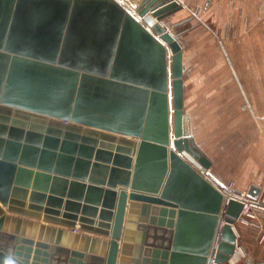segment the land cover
Here are the masks:
<instances>
[{"label":"water","instance_id":"95a60500","mask_svg":"<svg viewBox=\"0 0 264 264\" xmlns=\"http://www.w3.org/2000/svg\"><path fill=\"white\" fill-rule=\"evenodd\" d=\"M125 1L0 0V264H210L220 229L234 251L162 25L183 6Z\"/></svg>","mask_w":264,"mask_h":264},{"label":"crops","instance_id":"0c3cea01","mask_svg":"<svg viewBox=\"0 0 264 264\" xmlns=\"http://www.w3.org/2000/svg\"><path fill=\"white\" fill-rule=\"evenodd\" d=\"M177 1L183 8L162 25L182 48L191 137L220 183L264 201V0ZM236 227L246 253L238 264L263 260L264 217Z\"/></svg>","mask_w":264,"mask_h":264},{"label":"built area","instance_id":"2783aa9c","mask_svg":"<svg viewBox=\"0 0 264 264\" xmlns=\"http://www.w3.org/2000/svg\"><path fill=\"white\" fill-rule=\"evenodd\" d=\"M205 177L216 188L220 189L222 192L225 193V195H226L225 205H228L229 201L234 200V201L240 203L242 206L239 215L234 219V223L230 224V227H231V229L234 233V237H235L234 252H237L240 254V257L237 261V263H238L241 260L246 259V253H245V250H244L242 244L240 243V234L237 230L236 225L240 224V225H243L245 227H248L253 222L262 221V219L264 217V201L259 199V198L251 197L249 195L242 194V193L236 191L234 189L232 183H229L227 185H224V187H221V185H219L217 182L213 181L210 177H208V176H205ZM223 225H224V222H222L221 228ZM220 235H221V229H220V232L218 234V240L216 242V245H215L213 253H212L210 264H218L215 262V256H216L217 249H218V242L220 240ZM257 243L264 247V228L261 229L259 232V235L257 237ZM237 263H235V264H237ZM224 264H230L229 260ZM256 264H264V259L261 261H258Z\"/></svg>","mask_w":264,"mask_h":264},{"label":"bare ground","instance_id":"6f19581e","mask_svg":"<svg viewBox=\"0 0 264 264\" xmlns=\"http://www.w3.org/2000/svg\"><path fill=\"white\" fill-rule=\"evenodd\" d=\"M119 1H123V3L127 6V7H130L129 4L125 1V0H119ZM132 9V8H131ZM240 257V254L237 253V252H234L232 253V255L230 256L229 258V263L230 264H235L237 263L238 259Z\"/></svg>","mask_w":264,"mask_h":264},{"label":"rangeland","instance_id":"374dc122","mask_svg":"<svg viewBox=\"0 0 264 264\" xmlns=\"http://www.w3.org/2000/svg\"><path fill=\"white\" fill-rule=\"evenodd\" d=\"M185 39H186V38H185ZM183 41H184V40H183ZM191 102H192V98H190V99H189V102H188V103H189V105L191 104ZM190 116L192 117V115H191V114H190ZM192 118H193V117H192ZM189 124H190V126H191V129H192V127H193V120H192V122H190ZM191 131H192V130H191ZM194 144H195V142H194ZM195 145H196V144H195ZM238 263H239V262H238ZM238 263H237V264H238Z\"/></svg>","mask_w":264,"mask_h":264}]
</instances>
